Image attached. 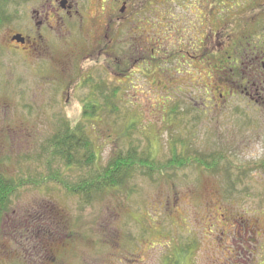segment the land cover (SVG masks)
<instances>
[{
    "label": "rangeland",
    "instance_id": "374dc122",
    "mask_svg": "<svg viewBox=\"0 0 264 264\" xmlns=\"http://www.w3.org/2000/svg\"><path fill=\"white\" fill-rule=\"evenodd\" d=\"M56 1L12 0L6 8L9 23L0 28V173L19 180L31 178L39 185L22 189L0 223V264H238L234 242L221 236L232 227L233 233L241 229L243 237L252 238L249 247H264V93L228 97L224 72L220 73L231 39L246 44L243 34H254L249 29H254L250 18L256 6L217 0L218 55L212 67L216 78L207 65L198 62L194 69L188 56L184 60L180 54L177 59L175 54L163 69L153 67L146 77L135 71L138 76L129 83L113 81L110 70L81 60L87 50L84 31L99 33L111 7L105 6L107 12L99 16L102 5L91 1L97 26L81 9L83 14L74 22L64 19L62 25L50 17V23L39 29L36 14L49 13L48 6L57 7ZM87 4L88 0H79L80 7ZM208 9L202 10L205 16ZM183 14L181 7L169 1L162 7L160 0L149 12L154 19L146 27L148 32L164 38L170 53L172 42L181 41L182 51L194 42L189 15ZM175 23L178 29L173 28ZM226 27V34L218 33ZM17 34L29 37L26 48L10 43ZM193 51L203 58L208 48ZM70 54L69 73L64 75ZM85 72L93 75L88 84L93 91L81 83ZM100 83L107 89L103 97L95 89ZM67 88L73 90L70 98ZM117 89L111 101L118 111L114 113L105 109L104 97ZM93 94L95 99L99 95L94 102L101 108L87 123L100 153L94 169L67 170L57 161L49 165L42 148L64 121L72 126L82 121L86 98ZM131 144L140 149L149 146L157 163L170 159L174 145L191 155H224L227 160L212 173L190 166L150 179L137 172L126 189L107 193L89 205L66 195L50 179L53 171L69 184L78 183L106 168ZM255 224L263 237H257L261 233L254 231Z\"/></svg>",
    "mask_w": 264,
    "mask_h": 264
},
{
    "label": "flooded vegetation",
    "instance_id": "af4514ba",
    "mask_svg": "<svg viewBox=\"0 0 264 264\" xmlns=\"http://www.w3.org/2000/svg\"><path fill=\"white\" fill-rule=\"evenodd\" d=\"M58 1L59 3H57V7H55L54 4H50L48 6L47 10L49 13H46L45 15L43 12L36 14L35 19L38 22L37 26L39 29L43 28V24L47 22L50 23V17H53V20H57L58 23L60 21L62 25L64 19L74 22V19H77L83 14L81 9L83 11L85 10L90 23L92 25H96L93 21H95L94 18L97 16L95 13L92 15L90 12L92 0H88V4L85 8L80 7L79 0H76L75 5L73 4V0H57L56 2ZM157 1L158 0H94L93 4L98 7L102 5L103 7L102 11L98 13L99 16H104L107 12L105 10V6L111 7L110 13L107 15L109 19L105 22V25L101 24V30L97 34L90 33L88 30L84 31L87 50L82 54L81 60L89 62L92 66H94V68H105L108 72L110 70L112 73L109 72V74L112 77V80L113 78H118L124 79L125 82L134 83L132 82L135 81L134 76H138L135 71H140L141 75L146 77L148 71L153 69V67H155V70L163 69L164 65H167L169 61L173 60L175 54L177 55V59L181 54L182 59L186 60V56H188L191 60L190 63L186 61L189 67L197 69L196 64L198 62L203 65H207L211 69L209 72L210 76L216 78V69H212V67H215L214 61H216L218 50L216 45V15L214 11V6H217V0H160L162 7L169 1L171 4L174 3L175 5L181 7L182 12L184 10V14L188 13L190 18L187 22L190 27L189 33H194L193 44L189 42L183 51L180 49L181 41L172 42V53L169 52L170 48L167 45L166 40H163L164 38L159 36L152 37V30L151 32H148L146 28L153 23L152 21L154 18L152 15H149V12H152V6ZM221 1L224 2L225 0ZM226 1L229 3L228 0ZM235 2L256 6L254 7L256 9L252 8L251 10V13L256 12V17L262 11V8H264V2H262V0H235ZM52 5L54 6L53 9L51 7ZM185 6L188 8L187 12L185 11ZM204 6L209 7L206 16L202 11ZM197 13H199V15H197ZM192 14L195 18L193 17L191 21ZM63 16H66V18H63ZM225 16H228V13L225 12ZM155 22L156 21H154V23ZM250 22H252L250 27L254 29L249 30L252 32L256 31L258 23L257 20H250ZM181 26L182 23L179 25L180 29ZM173 28H177V23H175ZM227 28L228 27H226L225 30H219L218 33L225 31L224 33L226 34ZM245 30L246 29L244 28V31ZM123 34H125V36ZM15 36L10 38V43L13 46L26 48L28 44H30L29 37L22 35L25 38V43L20 44L14 40ZM121 36L124 37L122 38ZM244 36L245 35L243 34V39L245 38L246 44L241 43V40L236 42L231 39L233 41L232 45L227 46L226 52L223 53V57L226 58V62L225 64L221 62L222 69L220 73L224 72V85L228 91V97L230 95L233 96L234 94H237L240 96L249 95L253 98L254 93L257 95L261 92L264 93L263 34L257 37L256 40H250L252 37ZM37 44V41H35L34 45ZM201 46H206L208 48V51L203 53V58L202 56L200 57V54L193 51V48L200 50ZM188 49H191L194 54L191 55L190 52L187 51ZM175 50L177 51L175 52ZM183 54H185V56H183ZM71 61L72 54L68 56L67 63L63 70L64 75L69 73V63H71ZM179 74H181L180 71ZM82 79L81 83L84 84V87L89 88L88 84H90V80L93 79V75L86 74L85 72L82 74ZM95 79L99 82L101 80V76L95 77ZM104 86L105 85L102 83L98 85V88H100L97 90H99L101 97H103ZM234 86H236V89H239V91H236ZM222 89L225 90L224 88ZM89 90L93 91L94 87L89 88ZM66 93L70 98L73 90L71 88H67ZM223 95L224 94L220 93L221 98H224ZM97 98H99V95ZM86 99L89 101L84 104V108L86 104L96 100L94 94ZM97 107L99 108L100 106L97 105ZM220 216L221 220L227 223V217H225V214L221 213ZM255 226L256 230L254 231L261 233V235H257L256 233L257 237H263L262 229L258 227L257 224H255ZM233 229L235 228L232 227V229H227L225 233L221 234V236H228L232 239V242H234L233 252L237 263L264 264V247H249V242L252 238L249 239L248 234H245V237H243L241 229L234 231L233 233ZM238 236L240 239L237 238Z\"/></svg>",
    "mask_w": 264,
    "mask_h": 264
},
{
    "label": "trees",
    "instance_id": "16d2710c",
    "mask_svg": "<svg viewBox=\"0 0 264 264\" xmlns=\"http://www.w3.org/2000/svg\"><path fill=\"white\" fill-rule=\"evenodd\" d=\"M12 0H0V28L5 27L9 23V18L6 16V8ZM264 10L257 17L254 16L250 20H257V30L254 32L252 39L255 40L262 34L264 37ZM218 55V54H217ZM133 82V81H132ZM100 88V87H99ZM95 87V89H99ZM104 91H107L104 86ZM117 90L112 91L104 97L106 101L105 109L116 111L114 102ZM94 102V101H92ZM101 108L94 103L85 105L82 121L75 126L68 124L66 121L61 125L58 133H56L42 150L49 155L50 162H61L67 170H93L99 159V150L96 148L95 141L90 136V130L87 128V123L95 120V112ZM170 159L162 163H157L150 152L149 146L146 149H140L139 146H131L126 153L119 152L115 154L109 161L106 168L97 170L94 174L80 179L78 183L69 184L67 181L61 180L57 175L51 174L52 182H56L66 192L68 196L79 197L82 203L91 204L94 201L100 200L105 194L110 192H118L126 189L130 180L135 176V173L141 172L145 177L153 179L156 175H164L169 171H177L190 166H195L197 169H204L208 172L219 171L220 163L227 160L224 155H203L194 153L191 155L189 150H178L174 145V149L170 152ZM264 167V162L262 163ZM237 182V181H236ZM234 182V185L236 184ZM39 186L34 182V179L28 180L16 179L15 177L6 176L0 173V223L9 214L13 198L18 196L25 187Z\"/></svg>",
    "mask_w": 264,
    "mask_h": 264
},
{
    "label": "water",
    "instance_id": "95a60500",
    "mask_svg": "<svg viewBox=\"0 0 264 264\" xmlns=\"http://www.w3.org/2000/svg\"><path fill=\"white\" fill-rule=\"evenodd\" d=\"M14 40L21 44L25 43V39L22 36H16Z\"/></svg>",
    "mask_w": 264,
    "mask_h": 264
}]
</instances>
